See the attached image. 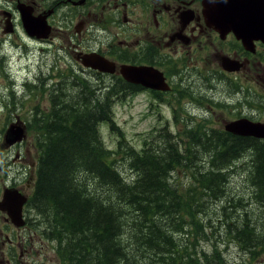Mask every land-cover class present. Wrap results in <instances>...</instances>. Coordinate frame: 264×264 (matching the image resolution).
Masks as SVG:
<instances>
[{
    "label": "rangeland",
    "instance_id": "1",
    "mask_svg": "<svg viewBox=\"0 0 264 264\" xmlns=\"http://www.w3.org/2000/svg\"><path fill=\"white\" fill-rule=\"evenodd\" d=\"M68 15L69 17L65 23L64 30L57 34L55 32L54 34L60 36V41L56 42L59 44H55L53 41L39 43L30 40L22 33L21 28L19 29L18 35L4 39L5 22L1 21L2 18L0 16V142L3 141L6 129L9 124L16 119V116H20L28 127L30 125L35 126L34 119L36 117L40 118V116H44L45 109L52 107L54 92L57 88L62 90V99H67L71 94L79 99L82 92L80 80L83 79V85H89L91 88L90 91L93 89L97 94H100L101 98H104V94L108 92L112 84L117 81L119 75L113 76L111 74L102 73V78L98 79L99 75L92 73V71L96 70L85 68L74 61L72 56L74 48L79 46V48L84 51L102 49V52L111 59H118V54L129 56L132 61L137 62L144 61V59L148 57L144 51L145 46L142 48H136L134 45H127L126 43H114L111 46L110 44L103 43L102 36L96 33L87 32L77 35L75 27L80 19L69 13ZM165 50L170 52L169 49ZM180 58L181 57H178L176 53L162 56L160 59H157L159 68L164 69L163 73L166 76L167 81L174 86L179 82V78L175 75L176 71L171 70L166 72L165 69L167 67L165 66L168 61H171L172 65H178L180 67L183 66L190 69L197 68L200 71L198 74L199 81L198 77L196 79L198 82L197 87L195 81V87L190 89L192 82L190 83L189 79L193 77V74L189 75L186 84H182L183 88L181 89V92L177 93L175 91L174 94L161 95V101L163 102L161 107H156L153 110L156 100V92L151 89H142L137 97V101H135L134 96L130 98V95H132L131 92H127L124 96L121 87L118 86L116 88L119 92L118 95H115V100L112 105V113H115L117 123L121 124L127 141L123 149L124 153L123 151H118L113 155V159H110V161L115 159V168L118 170L121 179L126 180L127 183H136V181H134L136 177L134 174L135 170L132 171L133 168L130 164L132 161V155L130 156L128 154L131 149L141 152L142 148L146 146V143H153L154 147H156L160 142L162 145L161 147H164V145L169 142L167 133H170L174 142H182V146L185 144L184 148L186 144L189 146V141L192 139L186 135L202 134V126H205L204 116L209 115V113H206L205 111L206 107L209 109L211 107L213 108V119L215 121L214 124H211L212 127H217V124H219L220 121L230 120L237 116H245L253 120L264 122V108L259 104V99L264 100V82L261 78H243V76L240 79L239 85L243 87L244 91L240 93L231 92L232 90L237 89V85L232 84L231 81L228 82L229 79L232 80L231 75L228 77L225 84L212 82L213 84L211 86L215 87L214 92H216L220 98V104H218L206 94L207 91V93L211 95L213 94V91L209 88L211 86L208 87V85H210L208 77L203 74L207 65H210L214 61L212 53H206L202 57L201 62H194L193 57L190 54H187L181 62ZM150 62L153 64L155 63L154 57L150 58ZM193 65H197V67H194ZM78 67H82L87 71L80 72L84 74L83 78L74 77L72 75L74 71L73 69L77 70ZM172 69L176 70L180 68L172 67ZM6 72L10 74V77H8ZM11 78L16 83L15 94L12 93ZM247 85H254L255 90L248 89ZM184 87L187 89H184ZM191 90L193 91L190 92ZM142 97L143 99L140 101V98ZM145 104L149 105L148 109L144 108ZM187 109L190 110L188 111ZM152 110L154 112L153 116H151ZM144 114L147 115L143 117ZM175 118H178V120ZM110 123L111 121H109V123L107 121L102 123L100 126V134L102 135L106 146L112 150H116L120 136L110 130ZM165 124L168 127L164 131V137L159 139V142L155 139L154 134H159L162 126H165ZM188 126L192 127V129L185 131V128ZM199 129L201 131H199ZM205 133L208 135L212 133L210 127H207L204 134ZM204 139L207 140L208 137L206 136ZM34 143L35 133L28 128V136L24 143L17 148H12L13 152H20L25 161L19 166L11 165V163L6 164L3 171V174L9 176V180H14L20 185H24L29 168L28 162L30 154L32 156L39 155L34 148ZM207 143L201 145L200 142H198L196 152L199 155L211 156L210 154H212L213 156L214 153H209V149H212V147L209 145L210 143ZM2 144L0 145V148L2 147ZM2 155L3 153L0 151V158ZM251 157L250 154L246 153L241 159H239V161L233 160L230 162L234 165L231 167L233 172L229 174L227 197L233 198L236 203L238 199L243 198V203L235 209H237L239 215H241L244 210L248 209L250 215L253 216L251 219L257 225L258 232H261L263 231L262 227L264 228V216H259L262 214L264 208L261 204L257 203L253 197L255 189L252 186L253 183L250 176L252 173ZM190 172L191 173L188 175L186 170H180L177 173L175 172V177L171 174L170 179V181L177 183L181 201L187 203V209L190 208L189 205H192V198L190 196L192 191L187 188L193 178L192 170H190ZM140 176L141 172H139L138 179ZM78 177L79 180L75 179V183L82 188L85 194L94 197H101L103 199L112 198L111 203H117L116 201L118 200L123 208L122 215L124 216L125 221L121 224L120 228H117L115 236L113 237V242L111 244L108 243L110 244V248L111 246L125 247V257L127 259H125V261L121 260V264H161L159 261L157 262V256L154 255L149 246L141 245L140 242L137 241L139 232L137 227L135 228V225L133 224L136 214L127 202L125 203L119 198L118 191L114 187L111 188V185H104L98 180V178H95L90 172L81 167L78 170ZM2 178H4V175ZM109 187L111 189H109ZM2 190L3 187L0 188V195ZM19 191L21 192V190ZM37 202L39 203L38 206L42 207V201ZM193 204H196L197 206V202ZM224 205H228L229 207L233 204L231 202L222 203L213 200L206 201V204L203 207V212L200 216L203 218L207 217L205 222L203 221V226L201 227L209 238L201 237L204 233L200 232L199 225L196 226L195 230L199 231L198 234H196L198 239L192 237V242L190 241V243H188L190 248H193V245H197L199 250L212 253L214 245L218 244L222 254L228 261L227 264H264L263 249H260L258 253L252 255L251 252L244 249L237 241L227 236L226 231L228 230L226 225L218 220V216H220ZM114 208L121 211L118 206H115ZM48 209L49 210L46 208H35V211L40 216V221H42L43 230L41 234L43 235V238L47 237L49 227L55 229L56 224V220L54 219L53 221L54 217L51 209ZM197 209L199 208L197 207ZM182 212L184 214V211ZM227 212L225 214H227ZM208 219H211L212 223H207ZM151 220L148 221L147 219L149 223L154 225V222ZM157 220L160 221L159 219ZM0 224H3L2 229L10 226V229H8L9 236L13 237L14 228L5 223L3 214H0ZM177 237H179V235L175 233V239ZM179 238L182 239L183 236ZM184 238H188V235H185ZM76 245L74 239H71L70 237L66 238L65 247H70V249L67 250L68 253H70L71 250L76 249ZM94 246L97 250L90 257L86 258V262L88 263V260H90L88 264H106L107 261L103 259L102 254L105 250L102 247L105 246L104 243L99 242L97 246L95 243ZM98 247L100 256H98ZM193 252H197V254L199 253L198 250H193ZM9 256L10 255L6 252L5 256L1 258L0 263L2 259ZM36 258H39L38 255ZM91 259L93 260L91 261Z\"/></svg>",
    "mask_w": 264,
    "mask_h": 264
},
{
    "label": "trees",
    "instance_id": "2",
    "mask_svg": "<svg viewBox=\"0 0 264 264\" xmlns=\"http://www.w3.org/2000/svg\"><path fill=\"white\" fill-rule=\"evenodd\" d=\"M101 78L102 76L98 77ZM128 84L125 87V81L119 76L106 93L105 99L84 95L88 85L81 84L83 90L79 99L71 94L64 103H54L52 116L35 120V126L31 125V129L38 135V156L41 159L34 206L39 209L50 208L53 221L56 220L55 229H48V238L59 241H65L67 237L74 239L77 248L70 251V256L75 263L94 254L97 250L94 245L96 243L97 246L99 242L105 245L102 246L105 249L102 254L106 264H121V260L127 259L125 247H109L117 228L125 221L123 208L118 200L117 203H111L112 198L103 199L85 194L73 179L78 176L81 167L104 185L114 187L119 198L129 204L136 214L133 224L139 232L137 241L149 246L157 256V262L161 264L228 263L218 244L214 245L212 253L199 250L197 245H193V248L188 245L192 237L198 239L196 234L199 231L195 230L198 225L200 232L204 233L201 237L209 238L201 227L207 217L200 216L207 200L231 202L233 205H224L218 216V220L227 227V236L252 255L260 249L264 250V228L258 232L248 209L241 215L238 214L235 208L243 203V198L236 203L233 198L227 197L229 174L233 172L230 162L234 159L239 161L247 153L252 156L250 176L255 189L253 197L264 208V142L232 135L230 138V135L224 134H221L224 136L222 139L218 138L220 134L214 133L191 134L187 135L192 139L189 141L190 147L186 144L184 148L185 144L182 146V142H174L170 133H167L169 142L160 150L150 148L143 157L135 149L129 151L128 154L132 155L130 164L133 170L141 172V176L135 184L125 183L113 167L115 159H110L118 151L122 152L127 141L120 128L121 124L117 123L115 113H112V105L119 92L116 90L118 86L124 96L126 92H131L129 87L133 84ZM104 120L108 123L109 120L113 121L110 123V130L120 136L116 150L108 148L102 135H99V124ZM205 135L207 140L204 139ZM198 142L201 145L209 142L207 144L212 147L209 153H214L213 156L199 155L196 152ZM180 170H186L188 175L190 170L193 172L190 186H187L192 191V205H189V209L187 203L181 201L177 183L170 181L171 174ZM37 201H42V207L38 206ZM195 202L197 206L193 204ZM115 206L121 211L116 210ZM261 216H264V210L259 217ZM147 219H152L154 225ZM207 223H212V220L208 219ZM175 233L183 238L175 239ZM185 235L188 238H184ZM60 248L61 243L59 251ZM69 249L70 247L63 248L64 251ZM193 250H198L199 253Z\"/></svg>",
    "mask_w": 264,
    "mask_h": 264
},
{
    "label": "flooded vegetation",
    "instance_id": "3",
    "mask_svg": "<svg viewBox=\"0 0 264 264\" xmlns=\"http://www.w3.org/2000/svg\"><path fill=\"white\" fill-rule=\"evenodd\" d=\"M203 1L0 0V16L2 18L1 21L5 22L4 39L18 35L19 29L21 28L22 33L30 40L39 43L53 41L55 44H59L56 42L60 41V36L54 34L55 32L57 34L64 30L69 13L80 19L75 27L77 35L87 32L96 33L102 36L103 43L110 44L111 46L114 43H126L127 45H134L136 48L145 46L144 51L148 57L144 61H132L129 56L118 54L117 58L121 61L118 59L113 60L119 63H136L141 64L142 67H150L153 70L159 69L164 72V69L159 68L157 61L162 56L176 53L178 57H181V62L187 54H190L194 62H201L202 57L206 53H212L215 63L213 61L210 65H207L205 72H203L210 81L208 87L213 84L212 82L225 84L230 75L232 80L229 79L228 82L231 81L232 84L237 85V89L231 92L240 93L244 91L243 87L239 85L240 79L243 76V78L259 77L264 82V41L259 38H254L258 32L250 27L245 28L244 31L249 38V42H244L242 38H238L235 30L229 26H225L224 20L223 22L219 21L217 24L207 20L204 14ZM252 14L253 12L251 10V14H249L250 18ZM24 17L29 23L33 20H38L37 22L45 21L49 31L47 33L48 35L43 36L35 28L31 29L32 32L27 28L24 29ZM184 21H186L185 24ZM7 22L13 23L14 31H5ZM165 49H169L170 52ZM92 52H97L108 57L102 52V49L84 51L79 46L73 49L72 56L74 61L80 65L82 55ZM152 57H154V64L150 62V58ZM226 57L238 61L240 68L232 71L226 70L224 63L226 61L228 62V60L223 59ZM193 66L197 67V65ZM165 67H167L165 69L166 72L171 70L176 71L175 75L179 78V82L175 88L177 93L181 92L183 88L182 84H186L189 75L193 74V77L189 79L190 83L192 82L190 89L195 87L194 83L197 77L199 81L198 74L200 71L197 68L190 69L172 65L171 61H168ZM172 67H178L180 69L175 70ZM197 83L196 81V87ZM247 87L248 89L255 90L254 85H247ZM144 88L147 87L142 84L138 85V95ZM184 89L187 88L184 87ZM153 91L157 95L158 90ZM206 94L208 95L207 91ZM209 97L220 104L219 96L210 95ZM142 99L143 97L140 98V100ZM161 103L163 102H159V105ZM259 104L264 108L263 99H259ZM144 108L148 109L149 105L145 104ZM210 109L212 110L213 108L211 107ZM213 114L214 112H211V115ZM237 117L233 118V120H236ZM241 117L245 116H239L237 119ZM204 119L207 120L209 117L206 116ZM225 122L226 120L222 121L221 124ZM33 171V169L30 170V179L33 177ZM31 185L30 181H28L27 186L31 187ZM7 187L16 188L14 185ZM0 214H3L5 223L10 222V225L14 228V237L10 238L0 226V235L7 240L0 241V258L5 249L10 254L19 252L25 239L29 243L34 236L43 238L41 234L43 225L42 221H40V216L29 204L25 206L24 212H22V219L19 220L26 223V226L23 228L14 227L18 223L12 219L13 215L8 220L6 214L1 211ZM7 244L9 245L7 246Z\"/></svg>",
    "mask_w": 264,
    "mask_h": 264
},
{
    "label": "water",
    "instance_id": "4",
    "mask_svg": "<svg viewBox=\"0 0 264 264\" xmlns=\"http://www.w3.org/2000/svg\"><path fill=\"white\" fill-rule=\"evenodd\" d=\"M219 1L221 3L220 5H218ZM203 3L204 14L207 20L211 21L214 24L219 23V21L223 22L224 20V24H226L225 26H229L233 30H235L238 38H242L244 42H249V38L244 29L249 27L251 29L253 28L256 32H258L254 36V38H259L264 41V0H204ZM251 10L253 14L250 18L249 14H251ZM24 21L25 26L30 32H32V28H35L43 36L48 35L47 33L49 31L46 27L45 21L37 22L38 20H33L31 21V23H29L25 19V17ZM185 22L186 21H184V24ZM90 54L91 53H86L82 55V63L85 67L93 68L99 72L101 71L102 73L113 74L120 72L129 81L140 83L147 87L155 88L156 90H158L160 86L163 73L158 70H153L150 67L135 65H121L120 69L117 70L116 63L108 59L104 55H101L97 52H92V54ZM224 67L226 68V70L232 71L240 68V65L238 64V61L228 57V62L226 61V63H224ZM24 125L25 122H21L19 116H17V119L15 121L9 124V127L7 128L8 130H6L7 134L5 133L4 137V142H6L3 143V146L5 148L9 149L16 145L18 142L26 139L27 126ZM252 128L261 130L262 133L255 131L251 132ZM230 131L243 135L264 137V124L251 122L248 119H241L230 123ZM1 168L2 167L0 165V170ZM8 191L9 189L5 188L4 198L0 202V208L7 211L9 215L12 216L16 207L20 212L22 211V206L27 198L25 196L18 197L15 194L18 189L12 190V192ZM18 202H20V205L18 204ZM13 205H15L16 207H14ZM23 223V221L18 222V226L22 225Z\"/></svg>",
    "mask_w": 264,
    "mask_h": 264
},
{
    "label": "bare ground",
    "instance_id": "5",
    "mask_svg": "<svg viewBox=\"0 0 264 264\" xmlns=\"http://www.w3.org/2000/svg\"><path fill=\"white\" fill-rule=\"evenodd\" d=\"M221 3H220V1H219V4L218 5H220ZM253 10V9H252ZM177 86V85H176ZM176 86H174V85H171L168 81H167V78H166V76L164 75V73H163V75H162V78H161V82H160V86H159V88H158V92H157V95H156V100H155V103H154V107H153V109L154 108H156V107H161V105H162V103L159 105V102H162L161 101V95L162 94H174L175 93V88H176ZM210 89H211V91H213V94H211V96L212 95H214V96H216V97H218V94L216 93V92H214V89H215V87L214 86H211V87H209ZM193 91V90H192ZM192 91H190V92H192ZM193 94V93H192ZM208 95H209V93H208ZM210 96V95H209ZM190 110V109H189ZM188 110V111H189ZM205 111H206V113H209V115H206L207 117H209V119H207V120H205V126L203 127L202 126V128H203V130L201 131L200 129H199V131H201V133H202V135L204 134V132L207 130V127H210V129H211V131H212V134L214 133V134H220V136L218 137L219 139L221 138H223L224 136L223 135H221V134H224V135H230L229 137L231 138V135L232 136H235V137H239V138H241V137H244V138H247V139H249V140H251V141H258V142H260L259 140L260 139H263L264 140V137H257V136H254V135H243V134H239V133H234V132H232V131H230V123H232V122H234V121H238V120H241V119H248L249 121H251V122H255V123H259V124H264V122L263 121H254V120H252V119H250V118H245V117H241V118H239V119H236V120H233V119H230V120H226V122L225 123H222L221 124V122L222 121H220V123L219 124H217V127H212L211 126V124H214V114L213 115H211V112H213L211 109H209V108H205ZM251 111V110H250ZM253 111V110H252ZM154 115V112H152V114H151V116H153ZM206 116H204V118L206 117ZM176 120H178V118H176ZM110 121V120H109ZM167 121H169V120H167ZM171 121H172V119H171ZM111 123H113V121H111ZM167 125L165 124V126H162V128H161V130L159 131V134H154V137H155V139L156 140H158L159 141V139H162L163 137H164V131H165V129H167ZM117 128V127H116ZM189 129H192V127H187V128H185V131H188ZM222 131H224V132H222ZM261 132L262 133V131L261 130H257L256 128H252L251 129V132ZM241 133V132H240ZM99 135H100V133H99ZM187 136V135H186ZM160 142V141H159ZM160 147H161V142H160V144H157V146L156 147H154V145H153V143H146V146L144 147V148H142V150H141V152H140V156L141 157H143L144 156V154L146 153V151H148V149H150V148H156V149H158V150H160ZM252 153V152H251ZM243 157V156H242ZM242 157H240L239 159H241ZM238 159V160H239ZM234 160H236V159H234ZM112 161V160H111ZM234 165V164H233ZM113 167L115 168L116 166H115V163H113ZM252 167V166H251ZM175 172L176 171H174L173 173H172V175H174L175 174ZM177 173V172H176ZM250 173V172H249ZM134 174H135V179H134V181H137L138 180V176H139V172L135 169V172H134ZM137 174H138V176H137ZM174 177H175V175H174ZM134 183V182H133ZM7 189H9V191L8 192H12V190H17V188H15V187H7ZM35 193H36V188H35V191H34ZM34 193V194H35ZM253 198V197H252ZM36 208H38V207H36ZM39 209V208H38ZM15 222H20L19 220L20 219H22V211L20 212L19 210H18V208L16 207L15 208V212H13V218H12Z\"/></svg>",
    "mask_w": 264,
    "mask_h": 264
}]
</instances>
